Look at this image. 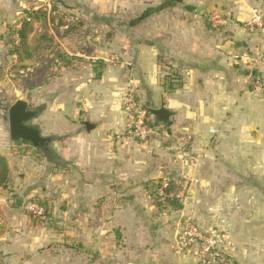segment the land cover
Instances as JSON below:
<instances>
[{
    "label": "crops",
    "instance_id": "0c3cea01",
    "mask_svg": "<svg viewBox=\"0 0 264 264\" xmlns=\"http://www.w3.org/2000/svg\"><path fill=\"white\" fill-rule=\"evenodd\" d=\"M55 1L27 0L16 12L50 9ZM60 1L57 7L73 14L163 9L142 21L156 25L153 41L122 43L115 60L64 50L69 62L52 61L60 70L54 80L32 91L20 86L31 101L17 100L37 111L30 125L48 140V152L12 141L0 126V156L9 166L0 189V264H202L195 251L178 254L176 240L186 215L213 229L204 226L211 222L205 195L217 193L224 223L241 208L243 192L252 194L250 206L264 202V94L254 88L262 46L245 28L264 0ZM214 15L227 25L215 29ZM97 61L104 68L95 80ZM173 75L181 87L169 92ZM129 91L149 110L170 112L169 126L151 114L157 135L148 143L125 134ZM191 159L197 167L187 169ZM186 173L201 185L184 207L156 200L162 179ZM29 201L46 204L45 218L28 215ZM240 255L227 250L222 263L244 264Z\"/></svg>",
    "mask_w": 264,
    "mask_h": 264
},
{
    "label": "rangeland",
    "instance_id": "374dc122",
    "mask_svg": "<svg viewBox=\"0 0 264 264\" xmlns=\"http://www.w3.org/2000/svg\"><path fill=\"white\" fill-rule=\"evenodd\" d=\"M16 4L18 5L15 8ZM26 5L27 0H20V2L18 0H0V126H4L5 129H9L8 111L12 103L20 97L31 101L30 94L25 95L19 89L20 86L25 87V80L29 78V75H34L39 69L41 74H36L33 80L40 79L41 82L49 75H51L52 79L58 75L60 70L55 65L51 64L50 68L46 69L51 59H57L58 53L61 52L64 56H68V51L75 49L76 51L83 50L89 56L113 57L112 59L115 60V56L118 55L117 51L121 49L122 43H140L148 37L152 41L154 39L155 24L152 22L142 24V21H144L142 20L139 24L133 25L135 21L142 18L145 11L141 12V15L137 14L134 16L124 14L103 15L95 10H90L86 13L82 10V14L77 12L73 14L65 11L63 15L66 16L64 17L66 18L65 21L70 22L71 25L74 23L76 30L65 36L64 33L67 28H60L61 36L57 39L55 38L54 47L44 53L45 57L42 55L41 58H37L39 66L35 64L32 68L33 65L31 63L34 62L28 61L26 62L28 66L24 63L27 67L26 70L18 72V67L22 65L19 61V56L16 54L11 55L10 52L17 47L16 43H18V37L14 34V30L17 27L19 28L18 25L25 18L21 13L17 15L16 9L21 7L22 11H25ZM57 23L58 21H56ZM34 26L36 27H34L35 30L38 29L39 32L44 29L38 23H34ZM50 33L53 35L55 31L50 30ZM30 39L31 35L29 36ZM57 43H62V48ZM107 46H112L111 51L113 53L106 52L105 48ZM90 48H92L91 51ZM64 50L67 53H64ZM14 51L16 52V50ZM9 57L11 58L9 59ZM42 59L46 60V62L42 63ZM39 109L40 107L35 110ZM200 185L201 182L198 181L195 186ZM207 195H205L206 198L203 199L202 205L209 211L211 222L204 226L206 229L213 228L223 232L226 239L223 251L226 252L228 250L230 253L235 249V251L241 253L238 260L244 264H264V223L259 222L261 215L264 213V202L259 200L255 203L256 206H250L247 198L251 199L252 194L243 192L242 195L245 202H241V208L236 209L235 215L230 213V222L224 223L222 222L223 209L219 208L220 203L217 193H210V196ZM229 211L234 212L232 208ZM42 219H36V221H41ZM234 220H238V222H234Z\"/></svg>",
    "mask_w": 264,
    "mask_h": 264
},
{
    "label": "built area",
    "instance_id": "2783aa9c",
    "mask_svg": "<svg viewBox=\"0 0 264 264\" xmlns=\"http://www.w3.org/2000/svg\"><path fill=\"white\" fill-rule=\"evenodd\" d=\"M210 22L215 29L227 25V21L218 17H210ZM245 28L253 34H257L261 41L262 52L255 60L258 76L254 82L256 91L264 94V8L253 9L251 20L246 23ZM123 112L125 114V134L130 139L139 143H148L157 135V129L151 122L150 110L143 105L129 91L122 100ZM185 167L196 168L197 159L186 161ZM198 184V179L188 173L182 174L177 179L166 177L156 187V200H175L178 207H184L189 202V194L192 187ZM174 188V191L166 193L167 189ZM28 215L35 219L45 217V208L36 201H29L26 205ZM225 236L218 229L205 230L196 223L192 215H186L181 223L180 232L176 240L177 253L184 255L195 251L196 256L202 264H219L224 261Z\"/></svg>",
    "mask_w": 264,
    "mask_h": 264
},
{
    "label": "trees",
    "instance_id": "16d2710c",
    "mask_svg": "<svg viewBox=\"0 0 264 264\" xmlns=\"http://www.w3.org/2000/svg\"><path fill=\"white\" fill-rule=\"evenodd\" d=\"M56 3L53 2L51 4V8H41L38 11H26L25 12V18L23 19L22 22L18 25L19 28L17 27L14 30V34L17 35L18 37V43H16L15 49H12L10 52L11 55H18L19 56V61L21 62V66L15 67L18 72L22 70H26V65L28 61H33L34 63H31L33 66L32 68L36 65L39 66V61L37 58H41V56H44V53L47 52L49 49L51 50L54 46L55 38H59L60 28H67L64 35L67 36L70 33L74 32L76 30L75 24L73 23L71 25L70 22L65 21L66 16H63L64 13L62 10H60L57 6L58 4H61L64 6V3L60 0H56ZM163 7H157V8H149L143 13L142 18L138 19L133 23V25L139 24L142 20H145L146 18H149L153 16L155 13L159 12L162 10ZM144 16V17H143ZM58 19V20H57ZM56 21L58 23L56 24ZM34 23L40 24L44 29L42 32H39V30H35ZM35 27V28H34ZM39 28V27H38ZM50 30L55 31V35L50 33ZM31 35V39L29 40V36ZM16 50V52L14 51ZM45 57V56H44ZM62 61L64 63H68L69 60L60 52L57 55V59H51L49 63L47 64L46 69L50 68V65L52 64V61ZM42 63L46 62V60L42 59ZM26 63V65H24ZM38 63V64H37ZM41 63V64H42ZM55 67H58L57 63H54ZM97 67L94 68L95 71V80L100 79V70L104 68V64L102 61H97L95 63ZM28 66V65H27ZM28 70V69H27ZM36 71V70H35ZM34 75H29V78L25 80V88L26 91H32L38 87L43 86L45 83H48L49 81L53 80L51 78V75L47 76L42 82L39 80L34 81V77L36 74H41V71L38 69ZM175 75H173V78H167L165 82V89L169 92H173L176 89L181 87L180 82H176V78H174ZM41 109L38 110V112ZM40 152L43 150L39 149ZM48 150L45 152L47 153ZM9 181V166L7 163V160L0 156V189L6 188L7 184ZM173 190L174 188L171 187V189H167L166 193ZM171 205H175L176 202L175 200H169ZM45 210H47L46 204H41ZM177 205V204H176ZM225 260V257H224Z\"/></svg>",
    "mask_w": 264,
    "mask_h": 264
},
{
    "label": "water",
    "instance_id": "95a60500",
    "mask_svg": "<svg viewBox=\"0 0 264 264\" xmlns=\"http://www.w3.org/2000/svg\"><path fill=\"white\" fill-rule=\"evenodd\" d=\"M181 4L183 0H167ZM11 57H9L10 59ZM150 113L166 126L170 125V112L162 106L160 109H151ZM38 115L37 111L32 110L24 100H17L8 111L10 138L14 142H23L32 145L36 149L47 151L48 140L41 136L39 130L30 125V122ZM90 124H86L89 128ZM169 131V130H168ZM170 132V131H169ZM16 205L21 207L23 201L16 200Z\"/></svg>",
    "mask_w": 264,
    "mask_h": 264
}]
</instances>
